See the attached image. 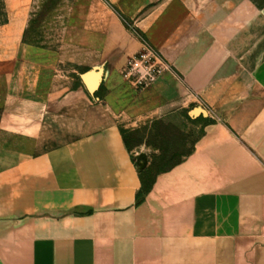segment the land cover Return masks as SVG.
<instances>
[{"label": "crops", "instance_id": "crops-1", "mask_svg": "<svg viewBox=\"0 0 264 264\" xmlns=\"http://www.w3.org/2000/svg\"><path fill=\"white\" fill-rule=\"evenodd\" d=\"M178 6L138 27L180 77L125 82L131 34L104 78L98 129L0 165V264H264V38L208 39ZM47 96L27 136L87 99ZM151 125L182 128L186 149L153 174L125 138Z\"/></svg>", "mask_w": 264, "mask_h": 264}, {"label": "rangeland", "instance_id": "rangeland-1", "mask_svg": "<svg viewBox=\"0 0 264 264\" xmlns=\"http://www.w3.org/2000/svg\"><path fill=\"white\" fill-rule=\"evenodd\" d=\"M136 2L0 0V165L98 129L92 123L104 118L106 73L118 68V54L131 34L137 32L145 38L139 22L159 10L175 16L170 8L188 7L189 22L196 28L206 24L208 39L237 34L242 45L250 38H264V0H145L139 7ZM122 7L135 15L123 14ZM170 66L171 73L179 76L174 65ZM77 90L87 99L63 110L57 120H49L47 129L37 136L26 135L29 121L40 118L39 104L47 100V93L56 92L60 97ZM181 130L151 125L126 131L125 138L129 146L145 149L137 161L153 174L171 166L185 152ZM3 155L13 157L3 159Z\"/></svg>", "mask_w": 264, "mask_h": 264}, {"label": "built area", "instance_id": "built-area-1", "mask_svg": "<svg viewBox=\"0 0 264 264\" xmlns=\"http://www.w3.org/2000/svg\"><path fill=\"white\" fill-rule=\"evenodd\" d=\"M133 36L140 44L139 51L129 57L121 71L122 79L137 90H147L160 77L171 72V66L139 33Z\"/></svg>", "mask_w": 264, "mask_h": 264}, {"label": "trees", "instance_id": "trees-1", "mask_svg": "<svg viewBox=\"0 0 264 264\" xmlns=\"http://www.w3.org/2000/svg\"><path fill=\"white\" fill-rule=\"evenodd\" d=\"M172 166V165H171ZM171 166H169L168 168H166V169H169ZM165 169V170H166ZM162 171H164V170H162ZM162 171H159V172H162ZM158 173V172H157ZM148 188H149V186H148V183H144V186H143V188H142V190L139 192V194L137 195V202L139 203L142 199H143V197H144V195L147 193V191H148Z\"/></svg>", "mask_w": 264, "mask_h": 264}, {"label": "water", "instance_id": "water-1", "mask_svg": "<svg viewBox=\"0 0 264 264\" xmlns=\"http://www.w3.org/2000/svg\"><path fill=\"white\" fill-rule=\"evenodd\" d=\"M86 84H87V87L89 88L88 83H86ZM89 90H91V89L89 88ZM197 113H199V111L196 112L195 114H197ZM201 113L205 114L204 112H201ZM140 166H141L142 168L145 167V166H142V165H140Z\"/></svg>", "mask_w": 264, "mask_h": 264}]
</instances>
